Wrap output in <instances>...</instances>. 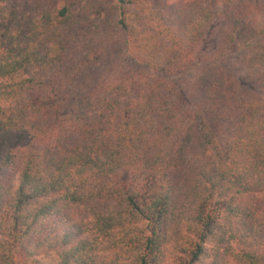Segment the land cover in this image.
Segmentation results:
<instances>
[{"label": "trees", "instance_id": "obj_1", "mask_svg": "<svg viewBox=\"0 0 264 264\" xmlns=\"http://www.w3.org/2000/svg\"><path fill=\"white\" fill-rule=\"evenodd\" d=\"M0 264H264V4L0 0Z\"/></svg>", "mask_w": 264, "mask_h": 264}, {"label": "rangeland", "instance_id": "obj_2", "mask_svg": "<svg viewBox=\"0 0 264 264\" xmlns=\"http://www.w3.org/2000/svg\"><path fill=\"white\" fill-rule=\"evenodd\" d=\"M203 2L207 1V0H202ZM251 2H255V1H259L260 4H264V0H249Z\"/></svg>", "mask_w": 264, "mask_h": 264}]
</instances>
